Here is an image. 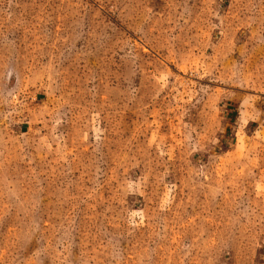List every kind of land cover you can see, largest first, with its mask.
Here are the masks:
<instances>
[{
  "label": "rangeland",
  "instance_id": "1",
  "mask_svg": "<svg viewBox=\"0 0 264 264\" xmlns=\"http://www.w3.org/2000/svg\"><path fill=\"white\" fill-rule=\"evenodd\" d=\"M0 264H264V0H0Z\"/></svg>",
  "mask_w": 264,
  "mask_h": 264
}]
</instances>
